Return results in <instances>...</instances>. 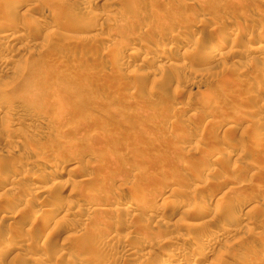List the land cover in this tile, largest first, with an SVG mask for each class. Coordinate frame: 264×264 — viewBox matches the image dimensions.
I'll return each instance as SVG.
<instances>
[{
  "label": "rangeland",
  "instance_id": "obj_1",
  "mask_svg": "<svg viewBox=\"0 0 264 264\" xmlns=\"http://www.w3.org/2000/svg\"><path fill=\"white\" fill-rule=\"evenodd\" d=\"M0 10V264H264V0Z\"/></svg>",
  "mask_w": 264,
  "mask_h": 264
},
{
  "label": "bare ground",
  "instance_id": "obj_2",
  "mask_svg": "<svg viewBox=\"0 0 264 264\" xmlns=\"http://www.w3.org/2000/svg\"><path fill=\"white\" fill-rule=\"evenodd\" d=\"M7 1V3H8V0H6ZM11 1V0H10ZM12 1H14V0H12ZM32 1V0H31ZM27 2V1H26ZM26 2H24L25 4H26ZM10 3H13V2H10ZM19 3V2H18ZM24 3H21L22 5L24 4ZM15 4H17V3H15ZM20 4V5H21ZM30 4H31V2H30ZM29 4V5H30ZM14 5V4H13ZM20 5H18L19 7H20ZM33 5H34V3L32 4V7H33ZM16 6V5H15ZM2 7V6H1ZM4 7V6H3ZM13 7V6H12ZM27 7H28V5H27ZM30 8H32L31 6H29ZM22 8H23V6H22ZM4 9V8H3ZM6 9V8H5ZM20 9V8H19ZM33 9V8H32ZM30 10V9H29ZM1 11V10H0ZM5 11V10H4ZM12 11V10H11ZM26 11V10H25ZM2 12V11H1ZM7 13V12H6ZM2 14V13H1ZM11 14V13H10ZM8 16V15H7ZM147 16V15H146ZM1 17V16H0ZM243 17V16H242ZM140 18V17H139ZM144 18H147V17H144ZM252 21H254L253 19H252ZM251 21V22H252ZM2 23V22H1ZM8 24V23H7ZM4 25V24H3ZM222 25V24H221ZM226 25H222V26H220V32L217 34L218 35V37L220 36L219 34L221 33H224L226 30H228V29H226V27H225ZM16 27V26H15ZM4 28V27H3ZM228 28V27H227ZM1 29V28H0ZM12 29V28H11ZM3 30V29H2ZM19 30H17V32H18ZM262 32V31H261ZM261 32H258V33H260L261 34ZM117 32H115V33H113V35L114 34H116ZM120 35H121V33L120 32H118ZM18 34V35H17ZM16 34V32L15 31H12V30H10V29H8V31H0V39H1V41L0 42H3L4 43V41H2V40H5L6 42L7 41H12L13 40V43H15L14 42V40L15 39H18V38H20L21 39V37H25L22 33L21 34H19V32ZM263 34H264V32H263ZM256 35H258L257 37H255V38H257L258 40H263L264 39V35H259V34H256ZM119 36V35H118ZM110 37V36H109ZM192 37V36H191ZM221 37V36H220ZM185 38V37H184ZM23 39V38H22ZM181 39H183V38H181ZM214 39V38H213ZM190 40H193V39H190ZM147 41H149V40H147ZM195 41V40H194ZM198 41V40H197ZM196 41V42H197ZM5 42V43H6ZM183 42V41H182ZM199 42V41H198ZM218 42V41H217ZM198 44V43H197ZM222 44L223 43H214V42H206V43H204L201 47H200V49L202 48V50L206 53V55L208 54V55H210L209 57H214L215 58V56L216 57H218V58H220V57H224L225 55H227V53L225 52V53H222V49H223V47H224V45L222 46ZM258 45V44H257ZM11 46V45H10ZM260 46V45H259ZM262 46V45H261ZM1 47V46H0ZM12 47V46H11ZM263 47V46H262ZM249 48V47H248ZM255 48V47H254ZM131 49V52L129 51V53H132V54H130V55H132V56H134V54L136 55L138 52H139V50L136 48V47H132V48H130ZM171 47L168 49L167 48V50H168V52H169V50L171 51ZM199 49V48H198ZM259 49L262 51V48H260L259 47ZM202 50H200V51H202ZM254 50V49H253ZM116 52V51H115ZM141 52V51H140ZM163 53L165 52V50L164 51H162ZM204 52H201L202 53V55L203 54H205ZM236 52V54L239 52V50H236L235 51ZM241 52V51H240ZM200 53V52H199ZM230 53V52H229ZM242 53V52H241ZM244 53V52H243ZM263 53V52H262ZM142 54V53H141ZM165 54H166V52H165ZM264 54V53H263ZM116 55V54H115ZM199 55V54H198ZM121 56V55H120ZM205 56V55H204ZM208 57V56H207ZM206 57V58H207ZM126 58V57H125ZM224 58H226V57H224ZM228 58V57H227ZM128 59V58H127ZM127 59H124V58H121L120 59V63L119 64H123L124 65V67H125V64H128L127 62ZM203 59V58H202ZM119 60V59H118ZM142 60H145V61H148V62H150V61H153L154 62V56H152V55H144L143 56V59ZM156 60V59H155ZM217 60V59H216ZM262 60H263V58H262ZM7 61L8 60H6L5 58H2L1 60H0V67L1 68H3V66L5 65V64H7ZM204 61V60H203ZM208 61V60H207ZM219 61V60H218ZM132 62V61H131ZM209 62V61H208ZM211 62V61H210ZM205 63V62H204ZM264 63V62H263ZM176 64V63H175ZM256 64V63H255ZM132 65V64H131ZM173 66V65H172ZM182 66V65H181ZM180 66V67H181ZM260 66V65H259ZM255 71V70H254ZM242 73V72H241ZM250 74H252V73H250ZM263 74V73H262ZM247 75V74H246ZM255 75V74H254ZM252 76V75H251ZM263 76V75H262ZM239 77V76H238ZM263 79V78H262ZM237 81H238V79H237ZM246 81H247V79H246ZM240 82V81H239ZM250 82V81H249ZM241 83H242V81H241ZM245 83V82H244ZM242 85V84H241ZM243 85H246V84H243ZM247 87V86H246ZM150 88H152V87H150ZM241 88V87H240ZM244 88V87H243ZM149 91V90H148ZM150 92L152 93V95H153V92L152 91H149V94H150ZM151 95V94H150ZM3 100V99H2ZM159 103V102H158ZM163 105L161 104V107H162ZM166 106V105H165ZM161 107L159 106V108L161 109ZM155 108H157V106L155 107ZM164 108V107H163ZM162 110V109H161ZM163 111V110H162ZM10 111H8V110H6V108L5 107H2V106H0V116L1 117H3L4 119H5V121H9V123H10V121H11V113H9ZM152 112V111H151ZM152 115V114H151ZM151 115H149L150 117H151ZM4 121V122H5ZM256 122H257V120H256ZM3 122H1V124H2ZM6 124H7V126H8V124L9 123H7V122H5ZM12 123V122H11ZM5 124V125H6ZM228 124V123H227ZM10 125V124H9ZM192 125H193V123H192ZM4 126V125H3ZM197 126V125H196ZM227 129V128H226ZM228 129H231V128H228ZM227 129V130H228ZM192 130V129H191ZM256 131V130H255ZM189 132V131H188ZM257 132V131H256ZM255 132V133H256ZM262 134V133H261ZM188 135H189V133H188ZM257 135H258V137H259V134L257 133ZM185 136H187V134L185 135ZM188 137V136H187ZM256 137V136H255ZM260 139V138H259ZM262 139V138H261ZM252 140H254V141H257V142H259V140H257V137H256V139H252ZM254 141H253V143H254ZM199 144V143H198ZM196 145V144H195ZM242 147V146H241ZM243 149V148H242ZM243 151V150H242ZM240 155V154H239ZM220 156V155H219ZM218 156V157H219ZM228 156H230V155H228ZM217 157V158H218ZM217 158H215V159H217ZM220 160H221V158H220ZM213 161H214V159H213ZM219 161V160H218ZM37 165V164H36ZM42 165V164H41ZM35 166V165H34ZM50 166V165H49ZM56 166L57 165H55L54 167H51V168H53L52 170H56ZM50 168V169H51ZM58 169V168H57ZM60 169V168H59ZM52 170H50L49 172L51 173V172H53ZM45 171V170H44ZM57 171V170H56ZM55 171V172H56ZM49 172H47V170H46V173H49ZM55 172H53V173H55ZM58 172H60L59 170H58ZM57 174H55V176H56ZM40 176V175H39ZM50 176V175H49ZM53 176V175H52ZM44 177H46V176H44ZM6 179V178H5ZM5 179H1L0 180V184H1V186L2 187H6V186H8L9 188H10V186H12L13 184H12V181H8V180H5ZM56 182V181H55ZM47 183V182H46ZM34 185V184H33ZM8 187H6V188H8ZM19 188V187H18ZM63 188V187H62ZM237 188V187H236ZM51 189V188H50ZM59 189V188H58ZM150 191V190H149ZM52 192V191H51ZM164 192V191H163ZM49 193V192H48ZM151 193V192H150ZM161 193V194H160ZM54 194V193H53ZM165 193H162V192H159V197L160 196H163ZM49 195H50V193H49ZM57 195V194H56ZM59 195H61V194H59ZM68 196V195H67ZM84 196V195H83ZM151 196V195H150ZM153 196V195H152ZM157 196H158V194H157ZM165 196V195H164ZM167 196V195H166ZM70 197V196H69ZM86 197V196H85ZM88 197V196H87ZM121 196L120 195H117L116 194V196H112V198H110V200L112 199L113 201H117V199H119ZM158 197V198H159ZM183 197V196H182ZM68 198V197H67ZM92 198V197H91ZM181 198V197H180ZM180 198H176V199H180ZM184 198H185V196H184ZM138 199V198H137ZM163 199V198H162ZM165 199V198H164ZM175 199V200H176ZM64 200V199H63ZM109 200V201H110ZM122 200V199H121ZM166 200V199H165ZM175 200L173 201V202H171V203H175ZM181 200V199H180ZM184 200V199H183ZM79 201V200H78ZM89 201V200H88ZM107 199H106V201L105 202H109ZM123 201H125V200H123ZM128 201H129V199H128ZM131 201H133V200H131ZM151 201H155V200H153V198L152 197H142L141 196V198H139L136 202H134V203H137V205H146L147 203V206H149V202H151ZM177 201V200H176ZM111 202V201H110ZM185 202V201H184ZM66 203H67V201H66ZM69 203V202H68ZM70 203H71V205H74L72 202H71V200H70ZM70 203H69V205H70ZM83 203H85V202H83ZM82 203V204H83ZM128 203V202H127ZM178 203H179V201H178ZM187 203V202H186ZM27 204V203H26ZM86 204H88V203H86ZM170 204V203H169ZM183 204V203H182ZM182 204L180 205V206H182ZM54 205V204H53ZM57 205V204H56ZM60 205V204H59ZM81 205V204H80ZM131 205V204H130ZM134 205V204H133ZM137 205H136V207L135 208H137ZM139 205V206H140ZM171 205V204H170ZM177 205V204H176ZM52 206V205H51ZM68 206V205H67ZM90 206H92V204L90 205ZM135 206V205H134ZM71 206H68L67 208H70ZM73 207V206H72ZM128 207V206H127ZM131 207V206H130ZM143 207V206H142ZM150 207V206H149ZM58 209L59 208H62V207H57ZM78 208V207H77ZM91 208V207H90ZM132 208H133V206H132ZM178 208V207H177ZM176 208V209H177ZM199 208H201V207H199ZM51 209V207H49V205H48V207L44 210L46 213L49 211ZM54 209H56V206L54 207ZM57 209V210H58ZM80 208H78L77 210H79ZM124 209V208H123ZM138 209V208H137ZM170 209H172V208H170ZM174 209V208H173ZM196 209H198V207L196 208ZM196 209H195V211H196ZM203 209V208H202ZM57 210H55V212L57 211ZM65 210H67L66 208H65ZM82 210V209H81ZM92 210V209H91ZM96 210V209H95ZM119 210V209H118ZM121 210V209H120ZM127 210V209H126ZM139 211H140V209H138ZM163 210V209H162ZM178 210V209H177ZM189 210V209H188ZM204 210V209H203ZM51 211V210H50ZM130 211V210H129ZM185 211V212H184ZM182 213H186V210H184ZM57 212H59L60 213V211L58 210ZM56 212V213H57ZM68 212V211H67ZM75 212V211H74ZM121 212V211H120ZM175 212V211H174ZM65 213H66V211H65ZM64 213V215L66 216V214ZM71 213V212H70ZM73 213V212H72ZM71 213V214H72ZM118 213V212H117ZM143 213V212H142ZM198 213V212H197ZM41 214L42 215H45L43 212H41ZM40 214V215H41ZM49 214V213H48ZM48 214H46L47 216H48ZM202 214H203V212H202ZM206 214V213H205ZM52 215V214H51ZM146 215V214H145ZM195 215V214H194ZM198 215V214H197ZM196 215V216H197ZM201 215V214H200ZM46 216V217H47ZM50 216V215H49ZM48 216V217H49ZM133 216V215H132ZM185 216V215H184ZM189 216V215H188ZM204 216V215H203ZM207 216V215H206ZM44 217V216H43ZM54 217V216H53ZM172 217V216H171ZM183 217V216H182ZM64 218V217H63ZM154 218V217H153ZM168 218V217H167ZM44 219V218H43ZM84 219V218H83ZM86 219V218H85ZM84 219V221H86ZM187 219V218H186ZM196 219V218H195ZM89 220V219H88ZM87 220V221H88ZM247 220V219H246ZM35 221V220H34ZM207 221V220H206ZM249 221V220H248ZM247 221V222H248ZM81 222V221H80ZM246 222V221H245ZM246 222V223H247ZM220 226V225H219ZM32 227V226H31ZM206 227V226H205ZM220 227H222V226H220ZM219 227V228H220ZM195 228V227H194ZM29 229V231L28 230H26V232L28 231L29 233H32L33 232V230L31 231V228H28ZM199 229V228H198ZM221 229V228H220ZM219 229V230H220ZM223 230V228L220 230V231H222ZM224 231V230H223ZM27 232V233H28ZM35 232V231H34ZM221 233V232H220ZM35 235H36V233H34ZM34 234H32V236L34 235ZM206 234V233H205ZM207 234H208V232H207ZM206 234V235H207ZM219 233H217V232H215L214 234H212V233H209V235L208 236H206V235H204V236H206V239L207 238H212V237H214L215 238V236L216 235H218ZM261 234V233H260ZM10 235V234H9ZM28 235V234H27ZM34 235V236H35ZM39 235V234H38ZM219 235H221V234H219ZM37 236V235H36ZM35 236V237H36ZM184 236V235H183ZM263 237V236H262ZM186 240H185V239ZM36 239V238H35ZM182 240H185V242L186 241H189V238H186V237H183V238H181ZM181 239H180V241H181ZM188 239V240H187ZM205 239V240H206ZM216 239V238H215ZM214 239V240H215ZM45 240H46V243H47V241H48V239H46L45 238ZM174 240V239H173ZM177 240H178V238H177ZM213 240V239H212ZM204 241V240H203ZM211 241V240H210ZM37 242V241H36ZM35 242V243H36ZM44 240H43V244H44ZM171 242H174V241H171ZM190 242H191V239H190ZM209 242V241H208ZM78 243V242H77ZM85 244V243H84ZM194 243H192V246L193 247H196V246H194V245H196V244H194ZM205 244V243H204ZM34 246V245H33ZM81 246H83V244L81 245ZM200 245H198V247H199ZM248 247V246H247ZM200 248V247H199ZM76 249H78V248H76ZM81 249V248H80ZM193 249V248H192ZM191 249V250H192ZM201 249H202V247H201ZM194 250V249H193ZM192 250V251H193ZM148 251V250H147ZM151 251V250H150ZM149 251V252H150ZM249 251V250H248ZM145 253H146V255H147V253H148V255H149V252H146V251H144ZM143 252V253H144ZM194 252H197L196 251V249L194 250ZM193 252V253H194ZM183 253V252H182ZM181 253V254H182ZM150 254H151V252H150ZM195 254V253H194ZM250 254V253H249ZM84 255V254H83ZM142 256H145V255H142ZM185 256V255H184ZM258 256V255H257ZM264 256V255H263ZM170 257V256H169ZM191 257V256H190ZM245 257H249L248 255L247 256H245ZM147 258H149V256L147 257ZM168 258V257H167ZM233 258V257H232ZM194 259V258H193ZM247 259V258H246ZM194 261V260H193ZM233 261V260H232ZM248 261V260H247ZM254 261V260H253ZM164 262V261H163ZM180 262V261H179ZM243 262H246V260L245 261H243ZM256 262V261H255ZM181 263H182V261H181ZM181 263H178V264H181ZM249 263V262H248ZM41 264V263H40ZM184 264V263H183ZM186 264V263H185ZM244 264H247V262L246 263H244Z\"/></svg>",
  "mask_w": 264,
  "mask_h": 264
}]
</instances>
